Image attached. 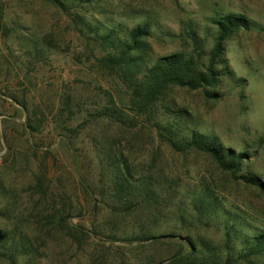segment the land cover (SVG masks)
Masks as SVG:
<instances>
[{"label":"rangeland","instance_id":"374dc122","mask_svg":"<svg viewBox=\"0 0 264 264\" xmlns=\"http://www.w3.org/2000/svg\"><path fill=\"white\" fill-rule=\"evenodd\" d=\"M88 1L0 0V264H165L171 244H129L127 236L191 228L220 243L221 228L205 227L193 209L208 188L264 230V193L249 179L264 183V0ZM226 15H244L248 28L224 41L216 87L172 86L155 117L166 105L186 110L198 136L245 152L237 171L204 151L163 142L153 122L126 109L124 88L95 58L103 54L100 35L121 31L116 36L128 40L143 26L149 61L192 53V31L207 61ZM226 66L232 75H224ZM116 157L133 177L132 216L114 211L126 210L106 167ZM41 175L51 204L40 200V188L30 196ZM152 194L157 204L144 202ZM58 211L66 226L89 236L73 239L54 225L59 217L40 222ZM22 237L31 245L22 248Z\"/></svg>","mask_w":264,"mask_h":264},{"label":"trees","instance_id":"16d2710c","mask_svg":"<svg viewBox=\"0 0 264 264\" xmlns=\"http://www.w3.org/2000/svg\"><path fill=\"white\" fill-rule=\"evenodd\" d=\"M55 4L64 6V0H48ZM89 2L88 0H84ZM218 26V36L216 44L211 51L209 59L206 61L203 57L204 51L192 31L194 40V50L192 53H174L171 55L160 56L154 62L147 58L148 46L142 47L143 40L146 38V27H137L129 34V39L125 40L116 34V31L100 35L103 54L95 57L98 68L112 78L117 84L124 88L128 98V103H122L126 109L133 112L136 117L146 118L153 127L157 129L163 142L170 145L178 152H186L192 149L204 151L216 158L222 167L228 171H237L241 167L242 158L246 156L245 152L237 154L232 149H221L210 140L195 133V124L192 115L186 110L164 107L162 118H156L159 107L165 104V95L172 86L189 87L198 89L207 87H216L218 81L216 65L219 64V58L222 55L224 41L232 34L248 28L247 19L244 15H226L220 18L216 23ZM93 28V27H92ZM93 32V31H92ZM97 34V33H96ZM98 35V34H97ZM224 75L233 73L226 66ZM112 101L113 97L111 96ZM118 105V103H115ZM107 115L113 118H119L127 125L128 118L121 116L119 111L116 113L108 110ZM155 117V119H153ZM127 165V162L119 161L117 157L111 158L106 167L111 172L114 192V199L126 207L121 211L120 208L114 211L121 214L132 216L131 212L138 208L135 203L136 196L132 195V175L121 166ZM254 186L260 188L264 193V183L257 177L249 178ZM129 186V187H128ZM40 188V200L51 204V196L48 187L46 188V177H38L37 187L31 189L30 196L34 197V192ZM202 197L193 205L199 221L210 224L215 223L219 226L223 239L220 243L214 244L210 240L192 233V229L185 230L186 235H178L176 231L165 234H149L142 232L127 236L129 244H171L173 252L166 259L165 264H264V230L257 229L236 213L227 209L221 202V198L213 197L211 188L202 191ZM215 193V192H214ZM102 195L106 194L102 191ZM155 194L149 195L144 202L157 204ZM196 199V198H195ZM104 201V199H101ZM46 211V209L44 208ZM53 214V213H52ZM50 215L45 219L40 218V222L49 221L54 223L56 218H61L59 226L61 230L68 232L73 239L86 238L89 234L85 229L79 226L68 227L64 214L58 211L57 215ZM128 217V216H127ZM126 217V218H127ZM39 218V217H38ZM140 219V218H139ZM39 222V223H40ZM182 230V229H180ZM117 234H114L116 236ZM2 236L0 235V240ZM21 247L25 248L30 244L25 237L21 238ZM167 240V241H166ZM170 241V242H168Z\"/></svg>","mask_w":264,"mask_h":264}]
</instances>
